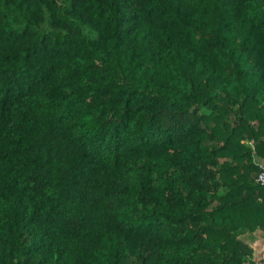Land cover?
Segmentation results:
<instances>
[{"label":"trees","instance_id":"obj_1","mask_svg":"<svg viewBox=\"0 0 264 264\" xmlns=\"http://www.w3.org/2000/svg\"><path fill=\"white\" fill-rule=\"evenodd\" d=\"M257 160L264 0H0V264H246Z\"/></svg>","mask_w":264,"mask_h":264},{"label":"crops","instance_id":"obj_2","mask_svg":"<svg viewBox=\"0 0 264 264\" xmlns=\"http://www.w3.org/2000/svg\"><path fill=\"white\" fill-rule=\"evenodd\" d=\"M249 236L253 252L246 264H264V232Z\"/></svg>","mask_w":264,"mask_h":264},{"label":"built area","instance_id":"obj_3","mask_svg":"<svg viewBox=\"0 0 264 264\" xmlns=\"http://www.w3.org/2000/svg\"><path fill=\"white\" fill-rule=\"evenodd\" d=\"M259 171L256 173L254 177V182L259 185H264V161L257 160Z\"/></svg>","mask_w":264,"mask_h":264}]
</instances>
